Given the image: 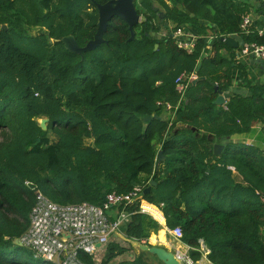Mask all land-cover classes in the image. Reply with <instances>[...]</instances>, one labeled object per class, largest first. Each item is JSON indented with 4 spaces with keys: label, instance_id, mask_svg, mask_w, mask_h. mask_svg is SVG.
<instances>
[{
    "label": "trees",
    "instance_id": "1",
    "mask_svg": "<svg viewBox=\"0 0 264 264\" xmlns=\"http://www.w3.org/2000/svg\"><path fill=\"white\" fill-rule=\"evenodd\" d=\"M106 1L0 0V25H8L0 28V264H32L31 250L15 240L29 226L37 190L60 203L102 204L108 193L147 180L156 186L145 199L160 206L168 227L182 228L194 261L203 240L212 264H264V150L230 142L214 152L221 137L264 121V85L252 86L250 97L235 94L227 109L216 103L213 85L226 90L232 80L231 64L223 70L221 49L229 46L221 36L239 33L264 44V35L242 32L246 6L232 0H137L144 20L134 39L114 16L96 49L68 50L64 36L74 35L80 46L94 37L97 4ZM168 18L198 34L194 53L178 48L176 27L159 34ZM36 28L41 34L34 37ZM39 42L43 58L35 51ZM200 62L197 73L206 79L192 83L179 102L176 78ZM44 117L46 130L38 121ZM86 136L92 144L84 145ZM128 209L125 235L149 243L163 225L136 205ZM126 253L134 256L117 264H165L118 241L109 243L101 264Z\"/></svg>",
    "mask_w": 264,
    "mask_h": 264
},
{
    "label": "built area",
    "instance_id": "2",
    "mask_svg": "<svg viewBox=\"0 0 264 264\" xmlns=\"http://www.w3.org/2000/svg\"><path fill=\"white\" fill-rule=\"evenodd\" d=\"M250 22L249 16L244 17L241 23L243 33L248 32ZM187 36L188 32L183 26L176 27L173 31L178 48L191 54L196 49L198 36L191 40L186 39ZM240 53L244 57L264 61V44L248 42L241 47ZM198 76L196 69L183 71L178 75L176 90L180 94L179 102L186 96L189 86ZM167 108L171 110L173 107L168 103ZM225 108L227 109L226 105ZM150 184L151 180H147L135 185L129 192H110L102 204L87 201L60 203L38 191L35 204L30 211L29 226L20 237L22 245L45 264H86V256H90L95 264H101L109 243L118 241L116 237L124 240L121 235L125 233L121 228L130 220L129 206L136 205L139 212L148 214L162 223L161 218L148 207L150 205L156 207L165 218L160 206L144 197L145 189ZM166 231L182 242L181 244L184 243L183 230L180 226L170 228L166 224ZM201 243L202 251L208 255L210 250L202 240ZM186 246V253L176 250L181 262L183 264L199 262L200 259L194 261L189 254L192 247L188 244ZM209 262L211 263L210 260Z\"/></svg>",
    "mask_w": 264,
    "mask_h": 264
},
{
    "label": "crops",
    "instance_id": "3",
    "mask_svg": "<svg viewBox=\"0 0 264 264\" xmlns=\"http://www.w3.org/2000/svg\"><path fill=\"white\" fill-rule=\"evenodd\" d=\"M232 1L239 6H246L245 8L247 10V13L244 17L249 16L251 18V22L248 25V32L246 34H258L260 36L264 35V0H232ZM169 4L172 5V3L170 2ZM167 24L175 28L177 23L174 20L168 18ZM183 27L188 32V36L186 37V39L191 40L192 38L198 36V34L193 30V28L190 25H186ZM165 31L167 32V28L162 26L159 34H165ZM227 35L233 37L238 43H244V44L248 43L244 39V37L239 33H232ZM213 36H214L213 32L208 30L207 37H209V39L211 38L210 41L212 40ZM243 45H240L237 48L229 46V49L228 48L221 49L222 54L227 59V63L224 64L223 70H226L227 66L230 64L232 66L231 85L228 89L223 90L224 92L230 93V97L227 99L225 103L226 106L230 98L232 96H235V94H239L243 97H250L253 93L252 86L264 85V64H261V62L253 58L242 56L240 50ZM235 122L238 124L241 123L239 120H236ZM221 138L222 139H220L216 143L222 142L223 139L225 140L229 139L228 143L230 142L244 143L246 145H250V146L254 145L260 147L262 150H264V121L257 120L252 123L251 128L248 131L235 132L229 136H223ZM228 143L225 144V147ZM213 160L215 159L213 158ZM229 167L234 171V174L237 175V171L235 167L234 166H229ZM161 224L163 225V229H161L158 233H153V235L157 237L156 240L158 244H161L170 250H174V251L181 250L183 253H186L187 252L186 244L184 243L181 244L182 242L176 240L175 238L173 239L169 238L168 236L169 234L166 231V218H164V222H162ZM161 231L164 232V237L162 238H160ZM195 264H212V263L209 262L208 255H205L203 250L199 262H196Z\"/></svg>",
    "mask_w": 264,
    "mask_h": 264
},
{
    "label": "water",
    "instance_id": "4",
    "mask_svg": "<svg viewBox=\"0 0 264 264\" xmlns=\"http://www.w3.org/2000/svg\"><path fill=\"white\" fill-rule=\"evenodd\" d=\"M98 22H97V31L94 35V37L88 41V43L85 46H80L78 41L76 40L75 36L72 34H68L62 38V41L65 45V47L70 50L71 52L83 54L86 51L94 50L99 45H101L103 42H105L104 34L108 28L109 21L114 16H119L123 20H125L129 26V30L131 32L130 39L135 38V30L134 27L138 23L141 22V14L138 12L136 7V0H108L105 3H98ZM158 10V8H156ZM159 16L161 20L166 17L165 13L163 11H159ZM167 25V22L165 23ZM0 28H3L5 30L8 29L7 24L0 25ZM151 35L158 36L159 34L156 32H152ZM220 39L225 42L228 46L237 48L240 45H243L244 43H238L233 37L229 35H223L220 37ZM53 39H50L52 41ZM206 41L209 42V37L206 38ZM159 47V44H156L155 49ZM261 62V64H264V61L258 60ZM202 67V63L200 62L196 68V71L198 72L200 68ZM204 80L205 76H198L194 81L193 84H195L198 80ZM215 90H218V97L216 99V103L218 105H223L226 103L227 99L230 97L229 92H224L221 89H218L217 84H213ZM151 116L146 117V119H150ZM48 118H43L39 125L46 130V122H48ZM229 142V139H223L222 142L214 144V152L217 155H220L223 151L225 144ZM159 156H162V151L159 152ZM32 188H36V185L34 183H29ZM156 186L155 180H151L150 186H148L145 189V193H149L152 190V187ZM125 241L132 244L135 248L149 251L155 255L158 256L160 260H162L165 264H183L181 260L177 257V252L174 250L167 249L161 244H153L151 242H142L138 239H132L128 238L125 235H121ZM203 241V240H202ZM15 242L19 245H22V242L20 238H17Z\"/></svg>",
    "mask_w": 264,
    "mask_h": 264
},
{
    "label": "rangeland",
    "instance_id": "5",
    "mask_svg": "<svg viewBox=\"0 0 264 264\" xmlns=\"http://www.w3.org/2000/svg\"><path fill=\"white\" fill-rule=\"evenodd\" d=\"M137 1V0H136ZM160 18V17H159ZM165 19V18H164ZM142 20H144V16H142L141 17V21ZM163 20V19H162ZM160 21H161V18H160ZM156 22H157V20H156ZM163 22V21H162ZM165 22V21H164ZM163 22V23H164ZM167 26V29L168 30H174V27H171L170 25H166ZM170 26V27H169ZM167 30V31H168ZM137 31H139V29H137ZM165 33H166V31H165ZM41 34V32L39 31V29L38 28H36V29H34L33 30V32H32V35L34 36V37H36V35H40ZM38 37V36H37ZM139 37V36H138ZM49 41H50V39H49ZM50 42H54V40H52V41H50ZM39 44V46L37 47V49H35V51H36V54L37 55H39L40 57H45V55H46V46H42L41 45V42H39L38 43ZM37 45V44H36ZM34 51V52H35ZM44 118H46V117H44ZM43 118H39L38 119V121H39V123L41 122V120H42ZM46 126H47V128H48V122H46ZM50 136H51V138H52V140L53 141H55L56 139H57V136L55 135V133H53V132H51L50 131ZM93 143V139H92V137H88V136H86L85 137V140H84V145H89V144H92ZM37 191H42V190H37ZM42 193L45 195V196H47L43 191H42ZM48 197V196H47ZM122 229V231L124 232L125 231V228H124V226L121 228ZM163 229V228H162ZM160 231V230H159ZM169 236V238H174L172 235H168ZM162 237H164V232L163 231H161V233H160V238H162ZM156 236H154L153 235V233L151 234V236H150V238H149V242H151V243H153V244H158V242H157V240H156ZM116 240H118L121 244H123V245H126V246H128V242L127 241H125V240H123V239H121L120 237L118 238V237H116ZM134 256V254L133 253H126V254H124V255H122V256H119V257H117L112 263H110V264H117L119 261H121V260H125V259H131L132 257ZM31 257H32V264H43L42 263V261L41 260H39V259H36L33 255H31Z\"/></svg>",
    "mask_w": 264,
    "mask_h": 264
},
{
    "label": "bare ground",
    "instance_id": "6",
    "mask_svg": "<svg viewBox=\"0 0 264 264\" xmlns=\"http://www.w3.org/2000/svg\"><path fill=\"white\" fill-rule=\"evenodd\" d=\"M157 216H159V213H160V218H161V221L162 222H164V218H163V216L161 215V212L156 208V207H154V206H148ZM157 211H158V214H157Z\"/></svg>",
    "mask_w": 264,
    "mask_h": 264
}]
</instances>
